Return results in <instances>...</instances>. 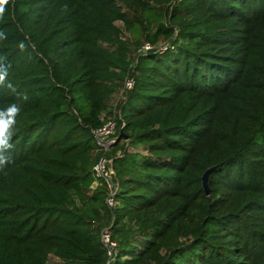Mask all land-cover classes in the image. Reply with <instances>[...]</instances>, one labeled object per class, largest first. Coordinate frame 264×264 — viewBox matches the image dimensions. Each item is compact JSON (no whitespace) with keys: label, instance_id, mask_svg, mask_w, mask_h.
<instances>
[{"label":"trees","instance_id":"16d2710c","mask_svg":"<svg viewBox=\"0 0 264 264\" xmlns=\"http://www.w3.org/2000/svg\"><path fill=\"white\" fill-rule=\"evenodd\" d=\"M119 1L9 0L0 16V119L18 109L0 145V264H264V0H123L138 18ZM128 79L116 156L93 131ZM101 157L113 207L106 182L92 189Z\"/></svg>","mask_w":264,"mask_h":264},{"label":"built area","instance_id":"2783aa9c","mask_svg":"<svg viewBox=\"0 0 264 264\" xmlns=\"http://www.w3.org/2000/svg\"><path fill=\"white\" fill-rule=\"evenodd\" d=\"M152 47L150 44H146L144 46V52L151 50ZM165 50L162 48L161 51ZM125 87L123 91L124 101L126 100V96L128 91L133 89L134 80L128 79L125 82ZM123 101V102H124ZM119 122H122V126H125L123 122L121 109L116 110L113 117L109 118L108 121L99 129L93 131V135L95 138V142L100 150L108 152L114 144L117 142V138H115L116 130L119 127ZM128 143V141H127ZM93 175L96 179L95 185H98V182L103 180L106 182L110 188V197L107 199V204L110 207L114 206V196L119 189V182L116 179V173L114 171V161L112 159H108L106 157H101V159L95 164L93 168ZM103 243L110 248V255L116 252V243L112 242L110 239V233L106 231L102 236Z\"/></svg>","mask_w":264,"mask_h":264},{"label":"rangeland","instance_id":"374dc122","mask_svg":"<svg viewBox=\"0 0 264 264\" xmlns=\"http://www.w3.org/2000/svg\"><path fill=\"white\" fill-rule=\"evenodd\" d=\"M177 2H180V0H178ZM119 4L120 6H122L123 10L125 12H128L129 15L131 16V18H138L140 16V12L136 11L135 9L131 8L129 5H127L126 3H124L123 0H120L119 1ZM171 11V9H170ZM164 22L167 24V19L165 20L164 19ZM117 26H119V28L122 30L123 32V39H125V41L131 43V44H134L133 42V37L127 33V31L125 30V27H124V24L121 23V22H118L117 23ZM170 42H173V39L172 40H168V41H165V40H162L158 46H160V48H165V49H168V48H172L171 46V43ZM105 46H108V48L112 49L113 47L110 46V45H105ZM141 51H144V47H142L141 49H137L136 46L132 45V49H131V56H135L137 53H141ZM124 87H125V83H123L122 87L119 88L111 97L110 101H109V105H108V112H106L104 114V117L105 119L108 121L109 118L113 117L114 113L116 110H119L121 104L123 103L124 101V96H123V91H124ZM119 130V127L117 128L116 130V134ZM116 134H115V138H116ZM128 145V143H127ZM128 147V146H127ZM114 147H112L108 152H114L116 156H121V149H114ZM128 153L131 154L132 156H137L138 154L140 155H147V150L143 147V146H138L137 144H131L129 147H128ZM115 171V169H114ZM116 173V172H115ZM97 186L94 184L92 189H95ZM109 194L110 193V190H109ZM49 264H63V262L58 259L57 257L55 256H51L49 258Z\"/></svg>","mask_w":264,"mask_h":264},{"label":"clouds","instance_id":"9594fccd","mask_svg":"<svg viewBox=\"0 0 264 264\" xmlns=\"http://www.w3.org/2000/svg\"><path fill=\"white\" fill-rule=\"evenodd\" d=\"M9 0H0V16L3 15L5 11V6L8 4ZM18 109L13 106L8 112L7 120L0 119V145L5 143V134L7 128L10 124L15 123L14 116L17 113Z\"/></svg>","mask_w":264,"mask_h":264},{"label":"water","instance_id":"95a60500","mask_svg":"<svg viewBox=\"0 0 264 264\" xmlns=\"http://www.w3.org/2000/svg\"><path fill=\"white\" fill-rule=\"evenodd\" d=\"M121 138H124L126 141L129 140L128 135L124 134L123 131H121V133H120V135L118 136L117 139L119 140ZM219 168H220V165L211 167V168L207 169L206 172L202 176V187H203V189L205 191L206 196L210 195V186H209V184H210L211 174L213 172L217 171Z\"/></svg>","mask_w":264,"mask_h":264}]
</instances>
